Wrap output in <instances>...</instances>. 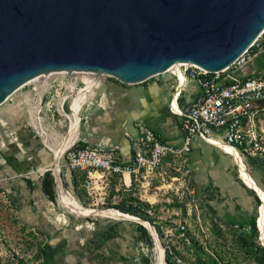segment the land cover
Segmentation results:
<instances>
[{"label":"water","instance_id":"obj_1","mask_svg":"<svg viewBox=\"0 0 264 264\" xmlns=\"http://www.w3.org/2000/svg\"><path fill=\"white\" fill-rule=\"evenodd\" d=\"M263 32L264 0H0V105L55 72L137 84L177 64L221 71Z\"/></svg>","mask_w":264,"mask_h":264},{"label":"built area","instance_id":"obj_2","mask_svg":"<svg viewBox=\"0 0 264 264\" xmlns=\"http://www.w3.org/2000/svg\"><path fill=\"white\" fill-rule=\"evenodd\" d=\"M263 33L221 71L207 72L190 64H179L169 69H176L169 107L181 118V128L184 133L181 144L165 142L151 127L140 124L138 125L139 135L132 145V157L128 162H121L117 156V145L89 144L81 141L77 134L56 160L58 171H55L52 165L40 174H44V171L51 172L55 182V194L58 195L57 200L55 197L57 204H60L59 185L62 189L66 188L61 179V171L66 168L71 173L72 191L63 190L72 198H76L75 200L81 206L82 202H87L92 206L91 208L121 211L118 205L123 197L122 194L131 192L136 185L143 188L148 197L146 200L150 204L153 202L149 200L150 198L161 193L168 194L172 197V201L175 199L179 204L185 205L189 212L194 211L197 223L201 222L202 217L211 221L205 201L191 185L189 179V153L195 138H198L226 153L229 151L223 147L222 143L236 149L243 162L244 157H248L258 163H264V127H262L264 72H244L247 64L257 54L255 49L259 47ZM64 75L68 77L65 72L50 73L43 80L37 77L17 90L21 92L20 102L27 107L26 114L29 116L26 115L27 124L38 135L49 127L62 124L66 119L70 125L72 101L89 82L88 77L89 80L98 78L100 81L94 87V92L110 78L106 75L100 79L91 72H77L72 78H60ZM186 79L195 80L200 87V93L185 109H180L175 102L181 94ZM29 84H31L30 89L21 91ZM93 93L91 92L80 103L78 113ZM66 104L69 112L66 111ZM98 105L101 106L100 101ZM44 122L51 126L45 128ZM12 133V131L9 132L10 136ZM12 139L17 140L14 136ZM55 173L59 175V184L55 180ZM151 190L152 193H150ZM111 192L113 195L108 201ZM64 209L65 212H69L66 208ZM179 211H182L180 206ZM59 219L66 223L70 217L63 215V218L59 217ZM188 226L185 219L177 223V229L180 230L181 235L185 234ZM251 229L250 223L232 224V230L239 233H249ZM165 233H172V229H167ZM170 252L172 251L166 250L167 255ZM174 259L177 264H199L176 256Z\"/></svg>","mask_w":264,"mask_h":264},{"label":"crops","instance_id":"obj_3","mask_svg":"<svg viewBox=\"0 0 264 264\" xmlns=\"http://www.w3.org/2000/svg\"><path fill=\"white\" fill-rule=\"evenodd\" d=\"M174 70L176 69L173 68L164 74L153 76L137 84H124L109 78L95 92L92 85L94 93L92 92L93 94L81 109V122L77 121L76 136L78 134L81 141L89 144L111 143L117 145V156L121 162H128L131 159L132 145L139 135L138 125L140 124L151 127L165 142L181 144L184 137L181 118L169 107L175 82ZM244 72L258 71L248 67L244 69ZM97 81L99 82V79ZM199 93L198 83L195 80L186 79L181 94L175 102L176 106L185 109ZM98 101L101 102V106L98 105ZM24 119L20 120L23 128L26 127ZM17 123L19 120H16L13 126ZM11 130L15 132L14 127ZM0 131V139L2 140L3 137L5 141H8V134H2V130ZM26 131L28 132L27 129ZM72 139H74L73 136ZM10 143L7 145L8 147L6 146L7 149L2 150V145L0 147V176L4 174L1 178H6L4 182L10 186L12 203L18 207L21 213L24 212L21 216L22 221L32 226L43 227L49 237L44 255L50 263L134 264L135 253L131 245L134 242V228L128 220L125 219L122 222L120 219L94 221L87 226L86 230L82 229L75 235L73 231L70 232L65 229L66 227H61L65 226L62 225V219L55 216L53 203L42 190L43 178L36 182L37 192L32 195L35 200L30 199L33 204L29 205L26 197L33 191L32 188L21 179H13L10 172L25 166L26 155L22 150L23 152L17 156L10 150L12 146ZM217 150L223 155H219ZM8 152L13 155V158ZM220 156L228 158L235 164L230 154L195 138L189 153L191 185L205 201L211 215V222L228 224L231 219L237 222L243 221L251 214L254 201L257 200L254 193L260 202L262 199L254 189L243 184L245 188V191L241 192L243 202L231 203L232 205L229 207V212L236 215H233L236 218L226 216L227 212L224 213V208L228 207L226 204L227 195L222 191L219 181L221 176L230 174V169L226 165H220ZM6 175L10 178L7 179ZM61 179L63 185L66 186L63 189L72 191L71 173L66 168L61 171ZM134 193L137 194L136 190ZM16 199L18 202H15ZM243 213H246V216H242ZM68 221L71 222V218ZM128 232L130 233L128 234Z\"/></svg>","mask_w":264,"mask_h":264},{"label":"rangeland","instance_id":"obj_4","mask_svg":"<svg viewBox=\"0 0 264 264\" xmlns=\"http://www.w3.org/2000/svg\"><path fill=\"white\" fill-rule=\"evenodd\" d=\"M255 53L257 54L247 64L246 68L250 67L251 70L264 72V34L260 38V45L257 49H255ZM68 77L72 78L74 76L70 75ZM68 77L66 75L60 76L62 79H67ZM97 80L98 78L91 79V83L94 87L100 82ZM30 88L31 84L21 89V91H25ZM84 91L85 87L82 88L74 97V103L78 96L84 94ZM20 93L21 92H17L4 104L0 105V114L5 115H0V130H2V134H8V141H5L3 137L2 140L0 139V147L2 145V150L7 149L6 146L12 142L10 143V146L12 145L10 150L13 153L15 152V154L19 156L21 152L24 151V154L26 155L25 166L10 172L13 179H21V181H24V183H27V185L32 188L33 191L26 197L29 205H32L33 203L30 199L33 198V193L35 195L37 192L36 182L46 174H51L50 171H44V174L40 175L45 168H51L52 165L54 167L53 149L59 145L63 137L68 132L69 121L66 119L62 124H56L53 127H49L51 125L44 122L43 125L45 128L49 127V129L47 128L44 132H41L40 135L36 134L26 121V127L24 130L29 135H25L30 138L31 141L26 139L28 147L25 146L22 139L18 137L16 132H13L11 136L9 134L16 120L20 121L24 118V120H26L27 107L23 104V102H20ZM65 108L66 111L69 112V110H67V104ZM81 114L82 111L77 114L79 122L81 120ZM262 127H264V121L262 123ZM76 133L74 131L72 134L74 139L76 137ZM13 136L17 138L16 141L12 139ZM31 143H34V145H31ZM217 153H219V155H223L219 150H217ZM10 157L13 158V155ZM244 162L247 166V174L254 182L263 188V191L258 192L254 190L258 195H260L262 201L260 202L258 196L254 193L257 200L255 199L254 201L251 214L243 221L239 220L237 222L231 219L228 224H222L217 221H207L205 217H202L201 222L197 223L194 211L189 212V209H187L185 205L181 203L179 204L175 199L172 201V197L170 195L162 193L158 194L154 198L149 199L150 201H153L152 204H150L146 200L148 197L145 195L143 188L136 185L131 192L123 193V197L120 195L121 200L119 201V205H124L125 207L131 206L138 212H143L145 216H147L146 220H149L155 226L158 239L161 242L162 248L165 250V254L166 250L172 251L168 253V255L166 254L168 264H177L174 259L175 256L186 261H195L199 264H258L256 261V248L264 247V240L261 237L258 223V228L256 226L257 219L260 216H264V165L259 164L255 160H251L248 157H244ZM220 165H226L227 168L230 169V174L221 176L219 181L222 191L227 195L226 204L228 207L224 208V213L227 212L226 216L229 218H236L233 217L234 214L229 212V207L235 202H243V195L241 192L245 189L243 186L244 183L238 177V167L228 158L220 156ZM1 176H4V174ZM1 176L0 264H52L49 259L45 257V255L40 256L42 249L45 251V248L48 245L49 237L46 235L43 227H36L37 225L32 226L22 221L21 216H23L24 212L21 213L18 207L12 203L13 197L10 194V186L4 182L6 181V178H1ZM5 177H7V175ZM8 178H10V176H8L7 179ZM135 190L137 194L134 193ZM150 193H152V190ZM112 195L113 193L111 192L109 199H107L108 201L111 200ZM22 198L24 199V197ZM57 198L58 195L56 194V200ZM33 199L35 200V197ZM16 200L17 201L15 202H18V199ZM53 202V210L57 218L63 217V215H67L71 218V222H63L62 225L65 226L61 227H66V230L70 232L73 231L75 235H77L79 231L81 232L82 229L86 230L87 226L94 221H115L112 218H105L104 216L101 217L87 213L73 214L69 211L71 214H67L68 212H65V209L60 204H57L56 201ZM82 204L84 207H92L87 202H82ZM19 206H21V203H19ZM179 206L182 207V211H179ZM242 216H246V213H243ZM184 219L189 226L187 227L185 234L181 235L180 230L177 229V223H179V221L183 222ZM124 220L125 219H120V222ZM126 220L131 222L134 228V242L131 244L135 253L134 264H155L156 244L152 235L145 228V226L139 224L136 220ZM253 220L255 221L256 227V230L253 233L252 229L249 233H239L232 230L233 223L251 224ZM138 225H141L147 230L150 235V240H148V238L138 230ZM167 229H172V233H165ZM129 233L130 232H128V234ZM262 259L264 260V256Z\"/></svg>","mask_w":264,"mask_h":264},{"label":"bare ground","instance_id":"obj_5","mask_svg":"<svg viewBox=\"0 0 264 264\" xmlns=\"http://www.w3.org/2000/svg\"><path fill=\"white\" fill-rule=\"evenodd\" d=\"M178 65L179 64H177L176 66H178ZM47 75L48 74H45V75L43 74L40 76L41 78H39V79L43 80L46 78ZM87 81H89V82H87V84L85 86L84 94L78 96L75 103H74V99L72 101V117H71L68 132L63 137V139L59 143V145L57 147H54V149H53L54 150V158L56 160L58 159L60 154L64 151V149L67 146H69L70 143L73 141L72 134L76 130V127H77V121H78V115L77 114H78V107H79L80 103L83 100H85L87 98V96L89 94H91V92H93L91 79L89 80V77L87 78ZM222 145H223V147H225V149H227L230 152V153L228 152V154H230V155L232 154L231 155L232 159L235 162V165L238 167V171H239L238 177L242 180V182L245 185H247L248 187H250L251 189H254L258 192H262L261 191L262 188L258 184H256L247 174L248 173L247 166L243 162L238 151L232 147L224 145L223 143H222ZM54 170L58 171V165L55 163H54ZM58 193H59L60 205H62L64 208H66L68 211H70L73 214H83V213L93 214V215L101 214L104 216H108L112 219H133V220H136L137 222L141 223L146 228L150 229V231L152 233H154L155 236L157 235L154 226L151 223H149L148 221L142 220L141 218L122 213L116 209H97V208H91V207H83L74 198H72L68 193H66L61 188L60 185H59ZM256 223H258L261 237L264 240V216H260L257 219ZM157 238H158V236H157ZM163 250L164 249L162 248V246L157 242L156 247H155V264H167V263H165L164 258H163L164 257Z\"/></svg>","mask_w":264,"mask_h":264},{"label":"trees","instance_id":"obj_6","mask_svg":"<svg viewBox=\"0 0 264 264\" xmlns=\"http://www.w3.org/2000/svg\"><path fill=\"white\" fill-rule=\"evenodd\" d=\"M264 34V33H263ZM263 36V35H262ZM262 165H264V163H260ZM42 190L45 194V196L51 200V201H55V182H54V178L51 174H46L45 176H43L42 179ZM118 208L121 211H124L126 213L129 214H133V215H138L139 217L143 218V219H147V216H145V214L143 212H138L137 210H135L133 207H125L124 205H118ZM144 214V215H143ZM251 226H252V233L255 232L256 227H255V221L253 220L251 222ZM138 230L143 233L148 240H150V235L148 234L147 230L142 227L141 225H138ZM256 261L258 264H264V260L262 259L264 256V247H257L256 248ZM45 251L44 249H42V251L40 252V256H44Z\"/></svg>","mask_w":264,"mask_h":264}]
</instances>
